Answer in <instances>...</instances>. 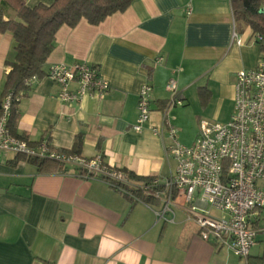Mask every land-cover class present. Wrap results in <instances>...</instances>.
Masks as SVG:
<instances>
[{
    "label": "crops",
    "instance_id": "1",
    "mask_svg": "<svg viewBox=\"0 0 264 264\" xmlns=\"http://www.w3.org/2000/svg\"><path fill=\"white\" fill-rule=\"evenodd\" d=\"M25 1L30 8L54 2ZM0 12L4 20H16L2 0ZM14 46L11 33H0V95ZM263 46L234 20L230 0H134L97 26L81 20L74 28H60L44 65V73L57 63L93 65L109 85L104 96L65 105L59 87L43 77L17 104L16 135L30 143L47 140L58 151H71L81 136L83 158L101 155L137 178L167 177L175 168L162 114L172 97L168 82H176L183 106L168 110L167 120L178 142L190 146L200 115L216 119L224 112L213 122L229 120L235 75L256 67ZM143 84L152 87L151 114L137 133L132 126ZM200 88L210 93L205 107ZM153 127L162 136H154ZM181 207H173V222L169 215L158 220L159 204L132 202L110 183L81 179L52 163L39 168L8 154L0 161V264H227L222 254L232 252L202 241ZM259 243L262 256H249L251 263L264 256V231L251 249Z\"/></svg>",
    "mask_w": 264,
    "mask_h": 264
},
{
    "label": "built area",
    "instance_id": "2",
    "mask_svg": "<svg viewBox=\"0 0 264 264\" xmlns=\"http://www.w3.org/2000/svg\"><path fill=\"white\" fill-rule=\"evenodd\" d=\"M190 14V9L188 10ZM235 43L240 40L233 33ZM256 44L264 45V37L254 34ZM59 87L58 99L65 105L85 97L102 98L108 83L98 70L87 63L51 65L44 74ZM36 76L25 81L30 87ZM76 85L75 90L72 86ZM172 97L163 109V126L167 130L168 155L174 160V171L167 177L153 176L147 181H134L127 171L109 166L101 155L83 158L68 151H58L47 140L30 143L10 133L7 123L12 102L25 96H6L0 105V161L8 155L26 160L51 161L71 169L81 179H97L110 183L132 202L156 201L158 220L169 215L174 221L173 207L178 198L184 200L187 222L194 223L199 238L216 247L225 248L239 259L249 256L259 232L264 231V52L253 69L235 75L233 111L225 123L203 120L199 134L190 146L177 140L175 127L167 120L168 110L183 106L178 98L176 82L166 87ZM152 87L143 84L137 99V116L133 131L141 133L150 120ZM154 136L162 130L151 128Z\"/></svg>",
    "mask_w": 264,
    "mask_h": 264
},
{
    "label": "trees",
    "instance_id": "3",
    "mask_svg": "<svg viewBox=\"0 0 264 264\" xmlns=\"http://www.w3.org/2000/svg\"><path fill=\"white\" fill-rule=\"evenodd\" d=\"M134 0H54L49 5L38 4L32 8L26 5L25 0H2V2L16 12V20H4L0 12V33L12 34L14 46V60L8 62L10 71L5 77L1 91V103L9 94L13 99L30 87L25 86V81L36 76L44 77V65L54 49V40L57 32L63 26L74 28L81 20L89 25L97 26L107 17L116 13L125 12ZM233 18L236 22H242L252 30L254 34L264 37V12L261 6L264 0H230ZM264 51V46L262 47ZM198 97L202 107H205L210 93L205 88L198 89ZM0 103V105H1ZM19 114L17 103L11 105L10 117L7 127L10 133L16 135V123ZM19 137V136H17ZM23 139L22 137H19ZM82 147V138L77 136L71 154L79 155ZM39 168L51 161L29 160ZM125 171V170H124ZM134 181H147L148 178H137L130 174ZM148 204H158L156 201H145ZM247 264H259L264 262V256L255 258L251 263L249 256Z\"/></svg>",
    "mask_w": 264,
    "mask_h": 264
},
{
    "label": "rangeland",
    "instance_id": "4",
    "mask_svg": "<svg viewBox=\"0 0 264 264\" xmlns=\"http://www.w3.org/2000/svg\"><path fill=\"white\" fill-rule=\"evenodd\" d=\"M197 114H198V111H197ZM224 115H225L224 112H222V113L220 112L219 115H217L215 117L216 119H213V116L211 114H203V115H200L201 117L199 118V121L209 120L210 122H213V120L221 119ZM191 133H192V131L189 132V134H191ZM184 134H186V133H184ZM189 134L186 135L187 138L191 137V135H189ZM176 204H177V206H182V205H184V200L182 198H178L176 201ZM261 249H262V245L260 243L257 244V246H255L253 249L250 250L249 256H251V257L262 256ZM222 256L226 260L227 264H247L246 258L245 259H239L237 256H234L232 254H226V253H224V255L222 254ZM259 264H264V262L259 263Z\"/></svg>",
    "mask_w": 264,
    "mask_h": 264
},
{
    "label": "water",
    "instance_id": "5",
    "mask_svg": "<svg viewBox=\"0 0 264 264\" xmlns=\"http://www.w3.org/2000/svg\"><path fill=\"white\" fill-rule=\"evenodd\" d=\"M261 12H264V9H262V11Z\"/></svg>",
    "mask_w": 264,
    "mask_h": 264
}]
</instances>
